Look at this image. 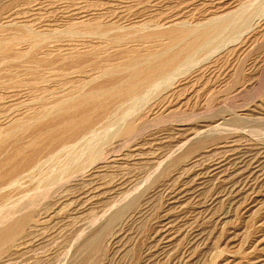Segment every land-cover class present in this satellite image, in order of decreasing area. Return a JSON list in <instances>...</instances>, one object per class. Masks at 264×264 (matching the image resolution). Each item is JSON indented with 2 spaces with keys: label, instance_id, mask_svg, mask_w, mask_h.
<instances>
[{
  "label": "rangeland",
  "instance_id": "374dc122",
  "mask_svg": "<svg viewBox=\"0 0 264 264\" xmlns=\"http://www.w3.org/2000/svg\"><path fill=\"white\" fill-rule=\"evenodd\" d=\"M250 1L252 0H172L170 2L167 0H145L144 3L136 4L135 0H7L8 3L6 0H0V28L4 29L2 30L4 34L16 29L21 24H29V27L37 33L47 32L56 35L64 32L63 29L70 25L71 20L72 23H79L98 16L105 23L116 25L120 23L118 26L125 29L127 27L126 30H128L141 22L165 23L166 17L174 14L177 15V19H184L196 24L203 21V18L213 15L226 18L229 14L230 18L232 16L230 13L234 14L235 12L236 14V11H241L243 14L244 12L249 13L253 6L263 10L261 12L259 8L257 9L259 15L257 13L250 29L235 36H229L224 42H219L217 48L211 52L213 55L210 53L209 56L198 60L188 68L189 70L187 69L186 76H180L181 81L187 76L191 78L190 84L193 89L189 88L185 95L181 97L179 92L182 87L181 81H179L180 83L177 81L166 90L150 94L148 103H146L152 110L150 121L148 126L143 129L144 131H141V138L138 136V139L135 140L136 136L134 141L129 140L126 141L127 143L120 142V140L119 143L118 139L114 138L112 142V139L109 138V140L107 136L103 138V140L105 139L104 144L108 143L104 145L105 157L88 168L87 171L92 169L91 171L79 174L74 181L72 179L60 182L62 187L58 197L61 199L56 196L52 199L53 202H49L50 205L47 206L46 212L43 210L45 214L41 211L43 216L40 214L39 222L33 225V228H36L31 229L34 231L31 232V237L29 236L26 240V244L20 249L11 251L12 254L8 253L9 256H4L3 263L0 261V264H69L86 238L108 226V235L104 243L105 250L97 264H264V167L262 169L264 163V113L254 110L256 106L264 109V5L259 4V2L264 3V0H253L251 3ZM180 2L185 4L182 3L176 9ZM140 3L143 5L142 7ZM249 3L252 5L250 6ZM253 3L255 4L253 5ZM132 4L134 6L131 8ZM243 5L247 6L248 10L246 8L244 10ZM147 6L151 8H147ZM100 13L101 15H99ZM232 24L234 25L235 22L230 24L233 29ZM230 26H228V30L231 29ZM64 39L69 42L68 44L67 41H64V44L67 45L66 49L73 50L74 42L68 40V37H64ZM57 43L56 40L52 44L49 41L53 53L58 52L57 49L52 50L54 47L56 48ZM238 58L241 63L237 61ZM8 59L0 61V71L5 69L22 71L23 63L20 64L21 66L17 63L19 66H16L10 58ZM214 61L216 67L211 68L210 63ZM242 63L248 66H243ZM235 70L241 74V83L244 88L241 85H239L240 87L233 86L232 79ZM51 72L47 75L53 78L52 75L56 74L55 71ZM218 75L222 78L220 84L217 82L209 89L203 88L206 79L216 78ZM53 83L52 85L58 88L55 86L57 82ZM217 86L220 88L217 89ZM176 87L179 89L177 90ZM223 87L225 88L223 89ZM231 89L233 90L231 91ZM237 89L239 92L236 91ZM216 90L220 92L217 93ZM20 91H8L9 93L0 91V105L6 108L4 110H10L16 103L17 105H32L41 94V91L39 93L32 91L33 94L26 89ZM59 91L60 89L58 93ZM15 92H20V96ZM58 93L48 99L53 100L63 96L62 92H60V96ZM204 94L209 97L206 98ZM3 96H9L11 99L8 100V97L5 100ZM199 96H201L200 99ZM166 97L167 99H165ZM161 98L166 101L160 103ZM17 99L22 101H19L18 104ZM216 100L219 101L216 102ZM7 105L11 107H7ZM209 108L211 110L208 111ZM0 119V124L9 120L6 116ZM236 119L244 121L245 125H243L244 123H240L243 126L240 125ZM192 133L193 135H190ZM231 133L239 137L243 143L245 142L246 148L254 149L252 154L248 155L249 157L247 155L240 156L234 149L233 152L231 148H222L220 145L211 144V142L197 153L198 155L191 156L178 166H173L174 168L171 167L172 171H169L167 178L159 177L166 167L169 168L172 159L183 152L191 140L198 138L197 136L211 139L221 134L229 135ZM234 134L232 135L234 136ZM111 142L115 143L114 146ZM108 147H110L109 151ZM247 163L248 165H246ZM112 169L113 171H111ZM243 169L250 171H247L249 176L246 172L240 173ZM237 170L239 171L237 172ZM97 174L98 176H96ZM36 181V178L27 177L26 179L24 177L18 183L20 186H5L8 190L3 188L4 191L1 189V193L6 190L14 195L11 194L6 206L0 207V226L9 219L4 214L5 210L7 212V209L22 204L24 199L26 201V193L27 195L32 193L31 188ZM14 188L16 189L14 190ZM25 188L27 191L24 190ZM90 189L93 191L90 192ZM236 196L239 197L235 199ZM81 198L84 200L82 201ZM237 201L239 203H236ZM231 203L232 205H230ZM128 204L129 206L126 208L128 213L125 210L123 217L109 225L111 214L119 207ZM3 218L6 220L5 222H2Z\"/></svg>",
  "mask_w": 264,
  "mask_h": 264
},
{
  "label": "bare ground",
  "instance_id": "6f19581e",
  "mask_svg": "<svg viewBox=\"0 0 264 264\" xmlns=\"http://www.w3.org/2000/svg\"><path fill=\"white\" fill-rule=\"evenodd\" d=\"M167 1L170 2L172 0H167ZM18 2L20 3V1ZM139 2L144 3L145 0H135L136 4L137 3L139 4ZM251 2H253V0L250 1V3ZM182 3L184 2H180L179 6H177L176 9H178V7L182 5ZM254 4L255 3H253V5ZM259 4L264 5L263 2L261 3L259 2ZM251 5L252 4H250V6ZM133 6L134 5L132 4L130 7L132 8ZM142 6L143 5H141V7ZM150 6H147V8L152 7ZM244 6L245 5H243V7ZM154 8L156 7L154 6ZM245 8L247 9V6L244 7V10H246ZM258 8L259 10H261V12L263 11L262 9H260V7ZM258 8H254L253 6V8L250 9V12L248 11L249 13L244 12L242 10L244 14L241 13V11H236V14L235 12L234 14L230 13V16L232 15L231 16L232 18L231 17L229 18L228 16L229 14H227L226 18H223L222 16L220 17L217 15L215 16L213 15L208 18H203V21L197 22L196 24L187 22L184 19H177V15L171 14L172 16H169V17L165 16L167 18V21L165 23H162V22L158 23L157 21H149V22H144V23L141 22L138 25H136V27L132 26L130 27L131 29H128V30H126L127 27L125 29V28L118 26L120 25V23L118 25L114 23H107V22L105 23L99 18V16L95 18L92 17L88 21H85V22L81 21L79 23H72L73 21L71 20L69 22L70 25L66 29H63L64 32H61V33L57 32L58 34L56 35L55 34L52 35L47 32L37 33L36 31H33L31 27H29V24L28 25L21 24L20 26H17L16 29L11 30L8 33L6 32V34H4L2 31L4 29L0 28V61L10 58L12 60V63H14L16 66H19L22 63L24 64L22 66L20 65L22 68V71L18 70L19 72H17V70H14L16 71L14 72L10 69H5L3 67L5 70L3 69L4 71H0V91H4V92L12 91L13 92V91H18V90L20 91V90L26 89V91L30 90L31 91L30 93H32V91L33 92L37 91V93L41 91V94L39 96H42V97H39L37 95L39 98L37 97V99L34 100L32 105L31 104L25 105L24 103H23L24 105L22 104L17 105L16 100H15L17 98L16 97L14 99L15 100L14 102L16 103V105H14L15 104L14 103L13 104L14 107L10 108V110L8 111L4 110L6 108L0 105L2 107V109H0V118H3L6 116L7 120L9 119L8 121L2 120L4 121V123L0 124V191L1 189L3 190V188H7L5 186L9 187L12 185H19L18 183L24 177H26V179L27 177H33V179L34 178L37 179L36 183L33 182L35 183V185L33 184V187L31 188L32 193H28V195L26 193V201L24 199V202L20 205L17 202L19 206L15 205L16 206L15 208L12 207L10 209H7V212L6 210L4 212L5 216H8L9 219H7L6 221L3 218L2 222L6 221V223L0 226V261H2L3 263L2 259L4 256H6L11 251H15L17 249L22 248V246L26 244L25 243L26 240L31 235V232L34 231V230L33 231L31 230L33 228V225L39 222L38 217L41 214V211L42 213H44L43 210H45L46 212V210L48 209L47 206L50 205L49 202L54 201L52 200L53 198H56V196L57 198H60L58 197L59 191L61 190V187H62L60 186V182L69 181L72 179L74 181L77 178V176H79V174L91 171L92 169L87 171L88 168H90L98 160L105 157L106 151H105L104 145H107L108 143L104 144L105 139L103 140V138L107 136L108 139L109 138L112 139V142L114 138L115 140L118 139V142L120 140V142L124 143L126 141L135 139L137 136V138L135 139L137 140L138 136H140L141 131L145 129L146 126H148L149 121H150V114H151L150 112L152 110H151V107H149L146 104L148 103V98L150 94L155 93V92L157 93V91L166 90L172 87L173 84H176L177 81L178 82L181 81V78H180L181 75H184V76L187 75L186 74L187 69L190 66L196 63L198 60L209 56V54L215 48H217L219 42H224L225 39L228 38L229 36H235L243 31H246L247 29H250L253 26L254 18L259 12L257 11ZM151 9H153V7ZM237 12H240V13H237ZM99 15H101V13ZM231 22L232 23L235 22L234 25L232 24L233 29H232V26H230ZM228 26L231 27V29L229 28L230 33H229V30L227 29ZM64 37H68V40L74 42L73 50L72 49L67 50L68 48L66 49L67 45L64 44V41H67V39H64ZM53 39L58 42L57 45H55L56 48L52 47L53 48L52 50H55V49L58 50V52L56 53H53L51 51V48L49 45V41H51V44L52 42H54ZM210 55H213V54L211 53ZM237 61L241 63L239 58ZM17 63H19V65H17ZM14 64H11V65L14 66ZM210 64L212 65L210 66L211 68L216 67L215 61ZM51 71H55V74H56V75L51 74L53 78H51V76H49L50 77L49 78L47 75ZM220 75L216 76V78L210 77V79H206V81L204 82L203 88L209 89L210 86L216 84L217 82L219 83L222 79ZM189 78L190 76L189 77L187 76L184 80L181 81L182 87L180 89L176 87L177 90L179 89L181 97L182 95H185L187 93L189 88L193 89L192 84H190L191 78L190 79ZM199 79L201 80V78ZM52 81L57 82L55 86H57L58 88H55L54 85H52L53 83ZM232 81H233V86H237V87H240L239 85L242 86L241 74H239L238 70L234 72ZM222 84L224 85V83ZM244 85H245V82H244ZM218 88L220 87L217 86V89ZM224 88L225 87H223V89ZM56 89L58 90L60 89L59 93L57 90V93L60 96V92H62L63 96L59 97L58 99H56L57 97L53 100L48 99L54 96V94H57L55 93ZM232 90L233 89H231V91ZM236 91H238V89ZM216 92L218 93L220 91L216 90ZM19 93H17V95H19ZM30 93L28 92L29 95ZM8 97H5V100ZM167 97L165 99H167ZM200 97L201 96H199V99ZM208 97L209 95L206 96V98ZM225 98L227 99V97ZM9 99L11 98L9 97L8 100ZM165 99L161 98L160 103H162L163 101H166ZM219 100H216V102H218ZM19 101L21 102L22 100H18V104H19ZM9 106L7 105V107ZM255 108L256 109L254 110H258L264 113V109L262 107L256 106ZM148 109L150 111H147ZM207 110L209 111L211 109L209 108ZM11 115L13 116L10 118L7 117ZM236 120L237 122H239V124L244 123L243 125H245L244 121L242 120L238 121V119ZM236 120H235V123H236ZM232 134L234 133H231L229 135L221 134L213 138L210 137L211 139H207L206 137L197 136L198 138L191 140L189 145L183 152H181L180 154H177V156H175L173 159L171 158L172 162L170 163L169 168L166 167V169L162 171L159 177L167 178V176L170 173L169 171H172L170 170L171 167L178 166L183 161H186V159H189L191 156L196 155L202 149H204L207 144H210L211 142H212L211 144L220 145V147L222 148H226V149L231 148L232 150L234 149L237 152L236 154L240 156L241 155L248 156L250 155V153L252 154V151L254 149L246 148L245 147L246 143L245 142L243 143L239 137H237L235 134L233 136ZM190 135H193V133ZM111 144H110V147H111ZM113 144L112 146H114ZM110 147H108L107 149L108 151ZM246 165H248V163ZM263 167H264V163H263L262 169ZM239 170H237V172ZM111 171H113V169ZM247 171L249 170L243 169L240 173H245V172L248 173ZM96 176H98V174ZM248 176H249V173H248ZM82 177L83 175L81 176V178ZM244 178L243 180L246 181V179ZM190 184L192 185V183ZM108 186H109V183H108ZM27 187L29 186L27 185ZM15 189L16 188H14V190ZM10 190H11V187H10ZM24 190H26V188ZM93 190H91L90 192H92ZM20 191H23V190L21 189ZM237 193L239 194V192ZM250 193H253V192H250ZM11 194L14 195V193L8 192V191L6 192V190L4 193L0 192V207L4 205L6 206ZM62 197H65V196H62ZM238 197L239 196H236L235 199H237ZM89 199L91 200L90 197ZM83 200L84 198L82 199V201ZM236 203H239V201H237ZM125 204L127 203L125 202ZM129 204L119 207L111 214L110 219H109V225L114 224L121 217H123L122 215L125 213V210L129 206ZM130 205H133V204H130ZM230 205H232V203ZM127 210H126V213H128ZM5 216L3 215V217ZM108 229H109V226L106 228H102L101 230L97 231L96 233L86 238V241L82 244V246H80L79 249L77 248L78 250L75 253V257L72 260V262L69 264H97L98 260L100 259L101 255L103 254L105 250L104 243L108 235ZM37 231L39 232L38 229Z\"/></svg>",
  "mask_w": 264,
  "mask_h": 264
}]
</instances>
